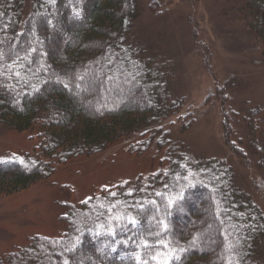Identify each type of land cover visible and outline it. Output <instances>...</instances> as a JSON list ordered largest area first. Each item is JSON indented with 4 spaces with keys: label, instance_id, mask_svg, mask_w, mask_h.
Listing matches in <instances>:
<instances>
[{
    "label": "trees",
    "instance_id": "trees-1",
    "mask_svg": "<svg viewBox=\"0 0 264 264\" xmlns=\"http://www.w3.org/2000/svg\"><path fill=\"white\" fill-rule=\"evenodd\" d=\"M240 1L251 34L264 46V0ZM137 4L0 0V128L36 130L40 139L34 156L0 159V196L136 134L159 135L158 145H169L160 125L184 102L173 96V69L162 57H148L132 33ZM261 110L249 111L246 120L228 117L245 126L264 173ZM224 124L227 145L243 158L230 142L226 116ZM180 149L167 153L165 171L71 204L61 218L63 237L36 236L2 255L0 264H264V214L232 168Z\"/></svg>",
    "mask_w": 264,
    "mask_h": 264
},
{
    "label": "rangeland",
    "instance_id": "rangeland-1",
    "mask_svg": "<svg viewBox=\"0 0 264 264\" xmlns=\"http://www.w3.org/2000/svg\"><path fill=\"white\" fill-rule=\"evenodd\" d=\"M137 10L133 35L148 57H162L173 69V96L184 102L178 115L160 125L169 145L159 146V135L150 140L136 134L100 154L57 167L52 177L29 189L0 196V257L25 248L36 236L63 237L61 218L71 204L78 206L104 189L132 186L165 171L173 147L187 148L197 161H225L264 214V173L245 126L228 117L236 113L246 120L249 111L264 112V46L251 34L241 1L138 0ZM63 41L60 53L66 48ZM225 116L232 125L230 142L241 148L243 158L227 145ZM39 145L36 130L0 128V159L32 157ZM259 260L264 262V251Z\"/></svg>",
    "mask_w": 264,
    "mask_h": 264
},
{
    "label": "snow or ice",
    "instance_id": "snow-or-ice-1",
    "mask_svg": "<svg viewBox=\"0 0 264 264\" xmlns=\"http://www.w3.org/2000/svg\"><path fill=\"white\" fill-rule=\"evenodd\" d=\"M130 223L135 224L136 222L135 220H131ZM145 247H147V245H145ZM176 258L178 259L179 257H176ZM144 264H147V261H145Z\"/></svg>",
    "mask_w": 264,
    "mask_h": 264
}]
</instances>
